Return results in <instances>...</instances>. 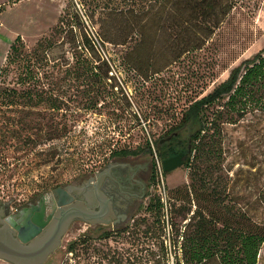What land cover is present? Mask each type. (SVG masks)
Wrapping results in <instances>:
<instances>
[{
  "label": "rangeland",
  "instance_id": "1",
  "mask_svg": "<svg viewBox=\"0 0 264 264\" xmlns=\"http://www.w3.org/2000/svg\"><path fill=\"white\" fill-rule=\"evenodd\" d=\"M0 4L4 5L0 13V106L27 107L38 116L36 123H42V113H52L54 125L55 112L49 111L46 102L62 97L63 127L61 140L37 141L31 152L15 145L0 166V191L15 201L43 187L51 177L63 184H79L107 164L124 170L126 176L134 172L135 184L144 191L142 200L118 226L98 229L73 222L43 264H183L180 246L194 210L207 216L213 211L218 227L223 221L234 224V201L254 219L263 218L256 198L264 185V114H248L234 122V115L226 113V121L212 139H203L191 164L165 174L158 171L161 162L154 141L179 121L191 102L212 91L233 67L264 46V0H242L210 29L206 24L187 28L185 13L142 15L141 28L132 36L141 39L140 44L134 50L132 43L98 44L106 61L94 62V74L85 79L76 78L72 36L54 35L59 18L76 9L84 31L98 40L97 27L78 0H0ZM209 18L211 25L215 17ZM18 36L25 51L42 38L51 39L52 45L39 51L41 61L35 66H27L25 60L8 62L10 46ZM132 57L136 69L128 62ZM30 72L32 79H28ZM28 90L33 102L43 95L36 109L26 106L23 98L11 101L3 96L23 95ZM150 142L152 154L142 151ZM58 149L60 157L54 154L44 161L48 158L44 153H58ZM123 149L137 153L112 154ZM152 174L158 176L154 182H150ZM158 197L160 209L156 208ZM73 242L74 250L69 252ZM0 264L11 263L0 259ZM257 264H264V243Z\"/></svg>",
  "mask_w": 264,
  "mask_h": 264
},
{
  "label": "trees",
  "instance_id": "2",
  "mask_svg": "<svg viewBox=\"0 0 264 264\" xmlns=\"http://www.w3.org/2000/svg\"><path fill=\"white\" fill-rule=\"evenodd\" d=\"M7 1L15 3L19 0ZM241 2L242 0H78L81 10L85 12L91 24L97 27L98 40L93 39L88 32L84 31L76 9L69 10L66 16L63 15L59 18L54 27V35L65 32L66 35L72 36L69 42L73 49L72 58L76 78L85 79L94 74V62L101 59L106 61L99 52L98 44L104 46L108 43L118 46L132 43V50L140 44L141 39L135 40L132 39V36L141 28L140 17L142 15L152 16L160 13L169 16L174 13H185L183 23L187 28L206 24L210 29L212 26L222 23L235 6L241 5ZM3 9L4 5L0 4V13ZM210 16L215 17V21L211 25L208 23ZM76 35L80 39L76 38ZM50 40L42 38L31 51H25L24 44L18 36L10 46L7 61L22 63L25 60L27 66L30 64L35 66L41 61L39 51L43 52L46 47L52 45ZM128 62L131 66H136L135 58L128 59ZM134 68L136 69V67ZM32 72L36 73L33 70ZM34 73L30 72L28 79H32L31 75ZM26 92L18 96L13 95L14 92L3 96L7 99L11 98V101L12 98H23L27 100L26 106L34 107L39 106L44 100L43 95L39 94L38 97H35L36 101L33 102L30 91ZM58 101L62 106V97L60 100L55 99L54 101L49 99L46 104L49 107H55ZM24 112L26 111L14 113L25 115ZM33 113L30 111V114ZM226 113L234 115V122L243 119L248 114H264V46L251 58L243 60L233 67L228 77L212 91L191 102L187 109H184L179 121L170 126L164 135L155 139L156 158L160 153L167 151V146L171 145L174 148L178 140L184 141L188 138L190 139L191 152L184 165L189 166L193 154L200 151V147L203 146V139L207 136L209 140L212 139L215 132L219 130L220 124L226 121ZM19 121L25 120L20 118ZM211 129L214 131L212 135H208ZM184 132L187 133L186 138L183 137ZM22 139L24 137L17 136L15 142L18 144L28 142V139L24 141ZM146 144L147 148L142 151L152 154L151 142ZM135 153H137L136 150L123 149L114 151L112 154L126 156ZM156 168L157 163L154 162L155 173L157 172ZM157 175L153 174L152 182L157 179ZM156 201V208L160 209V197ZM256 202L264 213V185L258 191ZM212 213L214 212L209 211L207 216L201 210H194L188 217L185 226L188 229L183 235L180 246L183 264H207L212 261H217L218 264H257L259 250L264 243V215L261 220H256L234 201V224L223 221L222 226L218 227L219 219ZM108 235V233H104V236ZM74 246L75 243H71L67 248L68 251L73 252ZM173 246L176 247L175 244ZM175 256L179 262L178 255Z\"/></svg>",
  "mask_w": 264,
  "mask_h": 264
},
{
  "label": "flooded vegetation",
  "instance_id": "3",
  "mask_svg": "<svg viewBox=\"0 0 264 264\" xmlns=\"http://www.w3.org/2000/svg\"><path fill=\"white\" fill-rule=\"evenodd\" d=\"M32 109H36V107ZM20 110L29 111L24 112L25 115H17L15 117L14 112H19ZM50 110L55 112L54 125L52 123V113H48L46 116L42 113V123H36L34 121L38 119V116L31 115V109L27 107L0 106V166L14 152L15 145L17 146L16 149L31 152L37 141L39 142L36 144L62 139V109L59 101L55 107H49ZM20 118H23L25 121H19ZM17 136L20 138L24 137L22 141L28 139V142L26 144L22 142L16 143L15 138ZM31 136L34 137L33 141L29 139ZM165 144L168 143L165 142ZM167 148V151L160 153L157 158L161 162L160 164L158 163V171L161 174L169 172L164 170L163 161L179 153L182 154L180 166L184 165L191 152L190 139L186 138L184 141L178 140L174 148L171 145L167 146ZM59 151L60 149H58V153L57 151L53 153L51 150L49 153H44V157L48 156V158H44V161L46 162L54 154L60 157ZM134 175L135 173L132 172V174L126 176L124 170L119 169L113 164H107L105 167H101L90 173L87 179L79 184H63L56 177H51L48 182L44 183L43 187L35 189L29 195L15 201L8 199V195L0 191V194H3L0 195V226L3 223L12 228L19 226L26 215L32 217L35 212L40 211L42 206L44 207V220L48 221V225L52 222L57 224L62 214L61 208L58 205V201L62 200V195L59 191L61 188L67 190L72 196L71 201L67 200L68 206L74 208L77 207L75 204L82 203L86 207V212L90 214L87 215L85 213L83 216L78 213L69 222L68 227L75 221L94 225L98 229L108 224L118 226L126 221L128 213L144 197L143 187L135 184L137 180L134 179ZM5 197L6 199H4ZM35 208L36 210H34ZM48 215H52L49 220L47 219ZM84 217H89L92 222L87 221Z\"/></svg>",
  "mask_w": 264,
  "mask_h": 264
},
{
  "label": "water",
  "instance_id": "4",
  "mask_svg": "<svg viewBox=\"0 0 264 264\" xmlns=\"http://www.w3.org/2000/svg\"><path fill=\"white\" fill-rule=\"evenodd\" d=\"M181 155L179 153L165 159L163 161L164 170L171 171L180 166ZM59 191L62 200L58 201V205L62 214H59L60 219L57 224L52 222L48 225V221L44 220V207L42 206L40 211L35 212L32 217L26 215L19 226L12 228L6 223L0 226V259L11 264H43L59 247L61 238L72 218L78 213L83 216L87 213L82 203L75 204L77 207L74 208L68 206L67 200L71 201L72 196L64 188ZM87 215L90 214L87 213ZM51 216L48 215L47 219L49 220ZM86 220L91 219L87 217Z\"/></svg>",
  "mask_w": 264,
  "mask_h": 264
}]
</instances>
